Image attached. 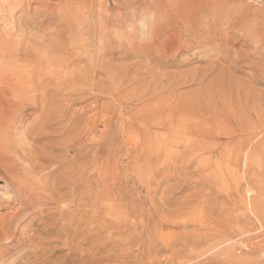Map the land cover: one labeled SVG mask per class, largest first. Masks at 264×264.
<instances>
[{
    "label": "rangeland",
    "instance_id": "obj_1",
    "mask_svg": "<svg viewBox=\"0 0 264 264\" xmlns=\"http://www.w3.org/2000/svg\"><path fill=\"white\" fill-rule=\"evenodd\" d=\"M113 1L112 0H0V18L5 17L4 19L2 18L3 20L7 18L5 21H2V19L0 21V37L1 35L2 37H5V38L7 37L6 39H8V42L11 43V45L14 40H18L17 42L20 45H18L17 42H14L17 44V46L16 44L15 45L13 44L15 48L20 47L21 50H24L26 48L35 47L38 44L39 39H46V40H50L53 38L55 39V35L59 31L61 32V34L77 33L78 31H80L82 34L80 32H78V34H81L82 36L87 35L86 31H89L88 35L90 36L88 35L86 37L83 36L86 38V39L84 38V40L86 41L82 40V41H79L80 43L77 42L78 46L87 48L86 52L85 50L82 51V53L83 52L85 53L83 58L80 59L82 61L79 62L80 60H78V61L72 62L70 60L69 68L64 67L63 69H61L60 75L56 77L60 76L61 78L64 79L67 76V79L70 81L71 76H73V74L70 75L71 74L70 72L72 71L78 72L80 69L89 68V66H91V63H92L91 54L93 55L98 54V50L94 49V47L98 46L100 35L102 33H105V34L107 33V35L111 33V35H109L108 37L113 38V39L116 37V34L122 37L121 44L118 42L120 40V37L118 36V38L117 37L115 38L117 39L116 45L118 46H117V50L114 56H112L111 54L110 55L106 54V56H107V59L110 60L111 58H114L116 55L115 59L113 60L114 66L116 67L115 71L117 72L118 75L123 74L122 72L128 74L126 75L127 77L124 78L123 80L120 77L116 79L117 86L120 89L118 92H116L117 94L115 93H114L115 95L113 94V97L106 95V94H102V95H99V97H97V94L99 93L101 87L103 88L107 86L106 77L105 75H102V74H100L101 77L100 75L97 77V79L98 78L102 79V80L99 79L100 82L98 80L99 86L97 88L92 90L91 87L87 85L86 87H82L83 93L81 94L76 93L77 95L75 94V91L80 87H76V88L72 87L74 86V84L69 83V81L68 82L61 81V84H60L61 86H57L55 81H53L54 83L52 84L53 88H51V90L48 93L49 97H51L50 99H54V101L61 102L63 105L68 103V106H72V107H69V111L67 110L68 113L66 112V115L61 119V121L54 123L53 128L50 130L49 134H47L48 139L45 138L43 142H37V143L33 142V135H35L34 133L38 134L40 132H37V130H34V129H37L36 128L37 126L35 127L34 125V122H33L34 115H32L33 113H31V111L35 112L34 114H39L37 113L39 111H37L35 108H29L26 111L24 110L23 112L24 117L22 121L17 122L14 128L11 130L12 132L10 131L9 136L11 139V145L14 148H17V149L25 148L28 150H32L33 148L45 147L46 150L51 151L50 155H53L54 157H61V158L65 157L67 161H71L73 163L78 158H81L80 156L85 157L88 154L92 155L94 152L100 149L99 157L101 158L100 162L102 163L109 158L106 155V153H104L105 149L111 146L113 150V155L111 156L112 162H113L112 164L113 174L111 176L112 177L111 180L113 182L112 197L111 199H109L107 195L108 188L105 186L107 183V179L103 178L99 186V189L101 190L103 189L102 190L103 192L100 191V193L98 194L99 197L97 195L96 198H94L95 197L94 195L87 192V194H89V198L84 202L88 203L90 200V203L88 204L85 203V206L84 205L83 207L81 206L82 210H79L78 212L81 211L82 213H78L76 211L77 208L75 206L73 205L68 206L67 213L72 212V214L74 213L76 215H74V218H70V219L66 218L67 220L66 222H72V224H74L73 228H75V223H76V225H78L75 228L77 233L72 234L71 232L70 235H67V237L64 236L63 238L62 237L58 238L56 237V235H50L49 237L42 236L43 234L38 232L40 231L39 229H41L44 226L43 223L45 224L47 222L46 220H48V217L49 218L52 217L57 211H59L58 209L60 208H56L55 206L46 207L43 205H37V207L35 208V211L27 210L26 211L27 213L24 215V217L19 218V219H14L12 221L13 223L11 224L12 225L11 228L12 227L13 228L11 230L15 229L16 231L14 230L11 231L15 239H13V241L10 243L8 242L7 238L6 240L4 238L6 237V235L4 234L5 232L4 227H5V224L9 222L8 217H10V214L13 210L24 208V206L21 205V202L24 200V198L20 196L22 195V193L20 194L21 190H19L20 188L17 189L18 185L17 183L14 182V179L10 173L9 167L5 166L0 158V162H2L0 163V217L1 216L3 217L0 220L1 221L0 230L2 229L1 232H3L0 234V239L2 238L3 240H5L3 241L1 239L5 244L4 243L1 244L2 241L0 240V248H1L0 249V264H87V263L88 264H106V263L107 264H179V262L180 264H264V248L262 247V245L264 246V240H263L264 239V138H263L264 137V131H263L264 130V126H263L264 124V75H262L264 73H262L259 76L261 72H264V48H263L264 45L262 43H258V42L256 43V41H254L253 39H251L250 41L249 38L251 37L248 34V32H252L251 30L255 31L256 28L264 32V29H263L264 28V18H263L264 2L263 0H254L256 2L252 0H249V1L248 0H235V2L233 0H219V2H222V3H219L218 0L217 1L216 0H206L209 2L210 6H213L209 10L210 12L206 11L204 12V14H199L198 16H195L196 18L194 17L191 18L194 24H196V22L197 23L202 22V23H198L201 25V26L199 25L201 30L200 28L195 29V35L197 34L196 36L199 38L198 33L200 32L199 35H201L202 33L201 39H203L205 43L204 42L202 43L193 42L194 43L192 45L193 47L191 46L192 49L188 47L190 51L187 48H184L186 50L183 49L181 51H178L179 54L177 53L174 59L176 62L175 65H163V67L162 65L158 66L157 64L152 62L151 57L145 53L141 54L140 56L135 55L134 53L133 54L130 53V55L128 56L123 55L122 53L123 48L124 47L126 48L127 46L131 47L130 43H134V41L132 42L129 39H127L124 36V34L120 31L122 25L118 21L119 20L118 13L122 12V10L118 8L125 9L126 11L128 4H127V0H113ZM173 1L174 0L172 1L168 0L169 3ZM246 3H249L251 5L247 6ZM257 4H258V7H257ZM97 5H99V8ZM252 6L255 8H253ZM106 7H107V10H106ZM251 7H252V11L254 9H255L254 10L255 12L257 11V13L253 11L256 16V17H252L254 19L251 18V16L254 15L251 13L252 12ZM256 7H257V10H256ZM261 7H263L262 8L263 12H260L258 10ZM248 9L250 10V12L248 11ZM75 12H77L76 16H75ZM247 12H249V20L246 23V26L242 25V22H241V24L234 27L233 24L236 23L237 20H241V16L246 14ZM214 13H217V14H214ZM70 15L74 18L71 19ZM80 15L81 16L83 15V16L82 18L79 19ZM114 15L116 16L114 17ZM9 16L12 18H10ZM65 16L67 17L65 18ZM229 17L230 19H228ZM48 18H50L51 21ZM63 18H65V20ZM222 18H223V21H222ZM66 19H69L70 21H66ZM211 19L212 20L214 19V20L212 21ZM250 19H252V21H250ZM255 19L257 21H254ZM259 19H261V21ZM61 20H63V22ZM90 20L91 21L93 20V22H91ZM258 20L261 22L262 27L259 26L260 22L258 23ZM9 22H12V23L8 24ZM215 22H217L216 26L214 25ZM253 22L254 23L256 22L254 26L252 24ZM93 23L95 26L93 25ZM211 23L213 27V28L211 27V29L213 30L209 28L211 26ZM11 24H13V26H10ZM69 24H70L69 26L70 28L68 27ZM87 24L90 26H87ZM257 24L259 27H257ZM73 25L77 28H75ZM249 25L250 27H248ZM114 26H115L114 31H117V32L112 33L113 32L112 28ZM206 26L208 27L206 28ZM51 27H53L52 30H51ZM68 28H69V31H68ZM81 28L84 31H81ZM116 29L120 31L119 34H118V30ZM198 29H199V32H198ZM244 29L245 31H243ZM45 30H48V31H45ZM76 30L77 32H75ZM172 30L173 29H168L167 31H165L164 32L165 34L163 33L161 38L163 37L167 38L168 35L172 34V32L180 33V30L179 31L175 30V32L174 30L173 31ZM206 31L209 32L208 35H210L211 38L205 37V34L207 35ZM226 31H228V33ZM9 32L11 33L9 34L10 36L8 35ZM221 33L223 34V37L225 38L228 37L230 41L232 42V44L236 42L237 48L236 46L232 45L231 42L227 44L226 42L221 43L223 47L219 43L215 42L216 41L215 38L219 39V37H222ZM237 33L238 35H241V36H238ZM112 34H113V37H112ZM213 34L216 37H214ZM11 35H13V37ZM57 35H59V33ZM192 36H193L192 30L183 33V39H191ZM236 36H238L237 37L238 39H236ZM9 37H11L14 40L11 42V38ZM123 37H125L126 40L125 39L123 40ZM212 38L213 40H211ZM93 40L94 41L96 40L95 42L96 45L94 44ZM127 40H128V43L123 44L124 41L126 43ZM225 45L226 47H224ZM231 45L233 48L231 47ZM260 46L262 47V49ZM230 49L233 52L232 54H231ZM192 50L194 51L192 52ZM90 51L92 53H90ZM243 51L245 53L247 52L246 54L243 53L247 58L242 54ZM223 52L226 55L223 54ZM119 54L120 56L121 55L122 56L120 57ZM61 55L65 56V54H60L58 56L62 57ZM106 56L105 54L101 55L102 59L100 60V65L102 61L106 60ZM232 56H235V57H232ZM241 56L244 58H242ZM71 57H72L71 55H67L65 58L68 60ZM88 57L90 58V60ZM220 57L222 58L221 61L223 62V64L221 63V61L218 60L220 59ZM2 58L4 59V57H0V59ZM3 59L1 61H3ZM230 59H231V62L229 63ZM12 60L13 61L11 60L10 61H11V64H13L12 66L14 68L15 66L21 67V63H19L14 58ZM241 60L242 61L244 60V61L242 62ZM1 61H0V73L1 72L3 73L4 68H5V65H3V63L5 62L2 63ZM248 61H251V62L248 63ZM217 62L219 66L216 64ZM212 63H214L215 65L213 66ZM235 64L236 65L239 64V66L237 67ZM152 65L154 67H152ZM206 65H208L207 67L210 66V68L212 66L213 69H211V71L207 73L202 80H199L198 79L200 78L199 75H201L205 70L208 69V68L206 69ZM144 66L147 67L148 69L150 68L149 70L152 71V73H145L147 68H144L145 70H143L142 71L143 73L141 74L142 83L139 82L137 83L138 86H136V88L138 87L139 89L138 91V89L133 87L136 84L134 83L131 84L132 82L129 81V78H130V75L134 74V72L138 68L144 67ZM157 66L158 68H155ZM217 66L218 67L222 66V67L218 68ZM223 66H227V67L224 68ZM228 66L230 67L229 69H228ZM214 67H215V70H214ZM238 68H241V69L238 70ZM218 69L223 70L224 75L222 74V71ZM156 70L157 72L155 73ZM193 70L198 72V74L193 72ZM231 70H233V72ZM65 71L68 74H65ZM161 71H162V74H161ZM185 71H187L189 74H187V72L183 73ZM238 71H240V73ZM256 71L258 72L260 71V73L258 74V72ZM190 72L192 73L190 74ZM154 73L155 75H153ZM171 73L172 75H170ZM194 73H195L196 78L192 79V77L194 76ZM219 73L222 75H220ZM157 74L158 75L161 74L160 78L157 76ZM209 74H212V75H209ZM1 75L0 77H2ZM162 75H164V77H161ZM186 75L187 77H185ZM168 76L169 77L175 76L174 78L178 77L177 79H179L180 77L182 80V81L180 80L182 85L176 87L177 89L175 87L167 86L168 88L166 87V89H161L163 91H158L157 93H154L155 85L158 87L157 83L159 82V80L163 79L165 81L166 77ZM190 76L191 78H188ZM151 77L153 78L156 77L155 78L156 81L152 79ZM183 77L184 79L186 78L187 79L184 81ZM213 78H215V80ZM76 79H78V77ZM104 79H105L106 84L103 82ZM205 79H206V82L209 81L207 82L208 85L211 83L212 90H211L210 85L208 86L207 84H205L206 83ZM208 79H211L212 81ZM237 79L239 80L237 81ZM190 80L192 81V83H190L191 82ZM196 80H199L198 82L200 83V85L204 84L205 86L203 87V86L198 85L199 83L196 82ZM183 81L186 82L184 83L185 85L183 84ZM226 81L227 82L231 81L230 82L232 84V85L230 84L231 87L227 85ZM239 83L243 85H239ZM186 84L188 86H186ZM212 84L215 86L213 87ZM233 84H236V85H233ZM1 86L2 84L0 85V89H1ZM151 86H153V88ZM167 89L169 92L167 91ZM178 89H180V91L182 90L181 92L182 95H180L181 93ZM164 90L166 91V93ZM170 90L173 93H171ZM196 90L197 92H195ZM1 91H0V94L2 95L3 91L2 93ZM135 91H138V92H135ZM144 91L146 93H148L149 91L150 92L146 94L144 93ZM210 91L212 92L213 95L211 94ZM183 92L184 94L188 93L189 95L188 94L184 95ZM52 93L55 97L52 95ZM164 93H165V96L173 95V94L175 96H171L172 98L168 96V99L166 101L167 97H164L163 95ZM177 93H178V96H177ZM195 93H196V96H195ZM150 94L154 95L152 96L153 98L150 97ZM201 94L203 95V97L201 96L202 98H199ZM1 95H0V98H1ZM141 95H144L145 97ZM158 95L160 96V98L161 97L165 98L164 100L161 98L164 102L166 101L165 104L163 101L160 100ZM179 95L182 97L185 96L184 100L181 99ZM193 95L195 96V99L193 98ZM206 95L208 96L206 97ZM114 97H116L115 101H114ZM128 97H130V99ZM131 97L134 98V100L131 99ZM157 97L159 98L158 100L160 102L156 100ZM222 97L225 99L230 98L231 100L226 101L224 99L225 100L224 101ZM238 97L240 98L238 99ZM150 98L151 100H149ZM186 98L191 99V101L189 99L188 100L190 101V103L194 105H198L201 102L200 105L202 106V109L204 110H201V108L197 109L198 113L195 111L196 114H194L193 113L194 111H192L191 113H193L194 115H198V116H195V118L192 116L193 114H191L190 111L188 110L187 111L184 110L183 113H181L182 111H180L179 113L175 112V114H173L172 116L173 112H169L170 111L169 108L172 109L173 107L176 106V104L178 105V103H181L182 101L189 102V101H186L187 100ZM147 99L152 102H149ZM177 99H181L182 101L181 100L178 101ZM211 99L212 101L213 100H216V101L212 102ZM120 101L128 102V104L124 102L120 103ZM219 101L220 102L224 101V103H219ZM174 102L176 104H174ZM110 103H112V105L114 103L113 105L114 111L106 112ZM156 103L161 105L162 111L156 112L157 111V109H155ZM170 103H173V104H170ZM162 104H164V106ZM204 104H206L208 107L206 105L205 107ZM211 104L213 105L212 107H215V108L210 107ZM216 104H218V106ZM222 105L224 106L226 105L225 108L228 107L230 112L226 110L225 108H222L221 107ZM240 105L244 108H242ZM139 106L141 108L147 107L148 109L146 110L145 108L146 111H144L143 109L140 110ZM216 107L218 109H216ZM150 108L151 109L153 108L154 110L150 111L151 110ZM231 108L233 109V111H231L232 110ZM207 109L208 111L209 110L211 111L208 112ZM139 110L140 112L143 111L141 112L142 114L139 112ZM219 110H222V111H219ZM69 112L72 116L69 114ZM186 112L190 114H187ZM147 113H150V117H149V114L147 115ZM176 114H178L177 117H176ZM114 115H116L118 118ZM164 115L165 116L168 115L167 119H165L166 117ZM202 116L203 117L205 116V117L202 118ZM107 117H110L112 119L111 131L109 133L107 132L109 131L107 130L108 126H106L103 122V120ZM132 117L137 118L138 120L135 119V121H133ZM139 117L142 120L139 119ZM161 117H162V120L158 121V119ZM146 118H148V120ZM139 120L142 121V123L139 122V124L141 123L140 125L138 124ZM150 120L152 122L154 121L153 124H151ZM183 121H184V124L180 125L181 122L183 123ZM31 122L33 125H30ZM143 123L145 125L147 124V126L143 125ZM171 124L174 128L173 127L170 128ZM32 126L34 129L31 128ZM186 126H188L189 128L200 126V128H203L204 131L206 130L209 131L208 135L205 136L206 138L205 141L202 143H195L194 141H192V139L196 140V138H199V139L202 138L201 131L195 130L193 132H190L189 134L191 137L190 138L188 137L189 135H187L184 131ZM179 127H181V129ZM260 127L263 129L262 131ZM155 129L158 130V132L155 131ZM113 130H115L116 132ZM174 130H176L175 132L179 134H176ZM96 131L97 133L95 134ZM253 131H256V132H253ZM221 132H224V133H221ZM243 132L244 133L246 132L247 134L246 133L244 134ZM150 133L152 134L151 136H150ZM164 133H165V136L167 135L166 133H168L173 136L178 135L179 138L178 136H176L177 138L174 139L175 142L167 141V144H165L166 142L163 143L162 142L163 137H161V135L164 136ZM253 133H255L253 137L255 136L256 138L251 137L252 135L250 136V134H253ZM94 134L96 137H94ZM183 136H185V139L181 138ZM150 137L151 138L156 137V141H154V138H153V141L150 140ZM159 137L161 141L160 140L157 141ZM247 137H249L250 140ZM27 138L29 139V141L27 140ZM188 138H190V140H188ZM245 138L248 139L249 144H247L248 141L247 139L245 140ZM19 141L21 142V144L19 143ZM25 141L27 142L25 143ZM150 142H152V144ZM158 142L159 144H157ZM173 147L175 148L173 149ZM87 148H89L88 149L89 153L86 150ZM171 148H172V151H171ZM83 149L85 150V152ZM246 149L248 152H246ZM151 150H154L151 152L152 154L150 153ZM174 150H175V154H179V155H173ZM9 151L10 150L5 151L4 153L0 151V157L3 154H6L8 156L12 155L13 153H10ZM167 152H169L170 154H167ZM156 153H157V156H156ZM160 153H162L163 155ZM245 153H247V155ZM76 155L79 157L77 158ZM69 158L70 160H68ZM20 162H19L20 164L19 168L21 169L20 170L21 172L22 168H24V166L21 167V165L26 164V163L22 161ZM36 162L38 165H41V163H43L42 165L44 166L49 165L47 162L44 164V162L43 161L41 162V160H36ZM95 170L96 169H92L87 175H92L93 173H95ZM97 172L98 171L96 170V173ZM37 178L38 177L36 176V174H34L33 179H37ZM115 185L116 187H114ZM13 186L15 188H13ZM95 186H94V190H96V188L98 189V187H95ZM99 189H98V192H99ZM10 192L13 195L10 194ZM246 193L248 194V196L252 195V200H251V197L249 198L248 196H246ZM100 194L101 195L103 194L102 195L103 197ZM16 196H18L19 198ZM98 200L100 204H98L97 202ZM247 200H249L248 203H247ZM92 201L95 204L91 203ZM5 202H7L8 204ZM23 202H27V200ZM104 203L105 205L103 206ZM93 204L94 205L102 204V205L94 206ZM248 204L249 205L251 204V205L249 206ZM93 206L95 207L94 208L95 211H93ZM72 207L75 209H73ZM99 207L100 209H97ZM55 208L57 209V211ZM47 209L48 211H45ZM74 210L76 211V213L74 212ZM88 210H91L92 212L90 211L88 212ZM109 211H112L113 213L111 214V212L109 213ZM83 213L86 214L85 216L86 220L85 218H83L84 217ZM107 213H109V215ZM49 214L50 216H48ZM81 214H82V220L84 222H82V220L80 222L78 221V217L80 218ZM44 216L46 217L44 218ZM76 216H78L77 220H76ZM109 216H111L112 219ZM5 217L7 218V221L6 219H4ZM77 221L79 222V224H77ZM1 223L3 224V226ZM14 223L15 224L18 223L17 224L18 226L14 225ZM82 226L86 229L85 231H83L84 228ZM13 232H15L16 235ZM233 232H235V234ZM237 232L239 233V235ZM2 234L4 237L2 236ZM204 234L206 235V237L202 236ZM214 234L216 237L214 236ZM81 238L83 242L81 241ZM83 238H87V239H83ZM198 238L201 242L197 243L195 241ZM39 239L41 240V242H39ZM17 240L18 241L20 240L19 241L20 243ZM52 240L55 242H53ZM73 241L77 243L75 244ZM42 242H46V243H42ZM62 242H64L63 247H62ZM70 244L72 245L73 248L70 247ZM9 245H11V247ZM191 245L192 247L193 246L195 247L192 248ZM200 245H203V246H200ZM229 245H232V246H229ZM180 246H182L183 248ZM209 246L210 248L208 250ZM228 246L230 248H228ZM215 247H216L217 252L214 251ZM221 247L222 249L225 248L226 251L224 252V249L222 250ZM77 248H79L80 251ZM93 248L95 249L93 250ZM56 249H58V251ZM233 249H236V250H233ZM206 250H208V253ZM210 250H213V251H210ZM219 250H220V255L218 253ZM222 251L223 253L226 254V255L224 254L225 256L223 255ZM198 254L200 257L197 256ZM63 255L67 257L65 258ZM69 255L73 257L69 258ZM188 258H190L191 261L188 260ZM68 259H71V260L68 261Z\"/></svg>",
    "mask_w": 264,
    "mask_h": 264
},
{
    "label": "bare ground",
    "instance_id": "obj_2",
    "mask_svg": "<svg viewBox=\"0 0 264 264\" xmlns=\"http://www.w3.org/2000/svg\"><path fill=\"white\" fill-rule=\"evenodd\" d=\"M113 1V0H112ZM172 1V0H171ZM217 1V0H216ZM234 2H235V0H233ZM249 1V0H248ZM252 1H254V0H252ZM70 2V1H69ZM114 2V1H113ZM218 2H219V0H218ZM254 2H256V1H254ZM253 2V3H254ZM263 2H264V0H263ZM72 3V2H71ZM118 3V2H117ZM219 3H222V2H219ZM251 3V2H250ZM252 3V4H253ZM97 4V3H96ZM99 4V3H98ZM127 9H126V11H125V9H122V8H118V9H121L122 10V12L120 13H118L119 15H118V21H119V23L121 24V25H123L124 23H126L131 17L129 16V10L130 9H136L137 10V12H140V11H143V10H145V9H149V10H152V11H154V12H156L157 14H158V16L159 15H162V19L158 22V24H157V26H156V28H155V31H154V35H153V38L151 39V41L150 42H147V43H139V42H134V43H130L131 44V47L129 46H127L126 48L124 47L123 48V50H122V53H123V55L124 56H128V55H130V53L131 54H135V55H138V56H140L141 54H143V53H145V54H147V55H149L150 57H151V61L152 62H154L155 64H157L158 66L159 65H162V67H163V65H175V57H176V54L178 53V51H181V50H183L184 48H187V49H189V48H191V46L194 44L193 42H204L205 43V41L203 40V39H201L202 37H201V35H202V33H201V35H199L200 34V32H199V29H198V36H199V38L195 35V29H197V28H200L199 27V25L200 24H198V23H202V22H196V24H194V22H193V20L191 19V18H196L195 16H198L199 14H204V12H206V11H209L210 9H211V7H213V6H210V4H209V2L208 1H206V0H174L173 2H171V3H169L168 2V0H127ZM214 4V3H213ZM247 4V6L248 5H251V4H249V3H246ZM262 4V3H261ZM73 5V4H72ZM120 5V4H119ZM218 5V4H217ZM98 6V8H99V5H97ZM104 6H105V4H104ZM228 6V5H227ZM255 6V5H254ZM122 7V6H121ZM126 7V6H125ZM232 7V6H231ZM244 7V6H243ZM253 7V6H252ZM252 7H251V11H252ZM257 7H258V4H257ZM257 7H256V10H257ZM116 8V9H117ZM225 8V7H224ZM253 8H255V7H253ZM262 8L263 7H261L260 9H258L260 12H263L264 11V9H263V11H262ZM75 9H77V8H75ZM214 9V8H213ZM239 9V8H238ZM73 10H74V8H73ZM72 10V11H73ZM79 10V9H78ZM80 10H81V8H80ZM79 10V11H80ZM106 10H107V7H106ZM125 12H124V11ZM255 10V9H254ZM253 10V11H254ZM116 11V10H115ZM117 11H119V10H117ZM218 11V10H217ZM232 11V10H231ZM241 11V10H240ZM248 11L250 12V10L248 9ZM251 12L252 14H254V12ZM107 12V11H106ZM124 12V13H123ZM210 12V11H209ZM249 12H247L246 14H244V15H242L241 16V20H237L236 21V23H234L233 24V26L235 27V26H238L239 24H241V22H242V25H244V26H246V23L248 22V20H249ZM74 13V12H73ZM213 13V12H212ZM231 13V12H230ZM255 13H257V11L255 12ZM69 14H70V12H69ZM76 14H77V12H75V16H76ZM81 14V13H80ZM108 14V13H107ZM211 14V13H210ZM214 14H217V13H214ZM221 14V13H220ZM226 14H227V12H226ZM236 14V13H235ZM57 15V14H56ZM224 15V14H223ZM251 15V14H250ZM44 16V15H43ZM71 16V15H70ZM78 16H79V14H78ZM83 16V15H82ZM82 16L80 15V17H79V19L80 18H82ZM116 15H114V17H115ZM221 16V15H220ZM261 16V15H260ZM263 16V15H262ZM10 17V16H9ZM60 17H61V15H60ZM67 16H65V18H66ZM85 17V16H84ZM202 17V16H201ZM214 17V16H213ZM213 17H211V18H213ZM252 17H256L255 16V14L254 15H252L251 16V18ZM3 18V17H2ZM2 18H0V21H1V19ZM5 18V17H4ZM3 18V19H4ZM10 18H12V17H10ZM65 18H63L64 20H65ZM72 18H74V17H72L71 16V19ZM199 18V17H198ZM204 18V17H203ZM263 18H264V16H263ZM2 19V21H5V20H3ZM48 19H50V18H48ZM76 19V18H75ZM74 19V20H75ZM78 19V20H79ZM117 19V18H116ZM226 19V18H225ZM228 19H230V17L228 18ZM252 19H254V18H252ZM252 19H250V21H252ZM257 19V18H256ZM254 20V21H257V20ZM13 20V19H12ZM12 20H10V21H12ZM58 20V19H57ZM103 20V19H102ZM101 20V21H102ZM191 20H192V22H191ZM197 20V19H196ZM212 20V19H211ZM214 20V19H213ZM212 20V21H213ZM217 20V19H216ZM260 21H261V19H259ZM258 20V23L260 22ZM15 21V20H14ZM50 21H51V19H50ZM53 21V20H52ZM59 21H60V19H59ZM62 22H63V20H61ZM66 21H70L69 19H66ZM91 21V20H90ZM89 21V22H90ZM95 21V20H94ZM201 21V20H200ZM222 21H223V18H222ZM235 21V20H234ZM249 21V22H250ZM65 22V21H64ZM71 22H72V20H71ZM76 22V21H75ZM78 22V21H77ZM91 22H93V20L91 21ZM109 22V21H108ZM117 22V21H116ZM206 22V21H205ZM226 22V21H225ZM230 22V21H229ZM263 22V21H262ZM2 23V22H1ZM10 23H12V22H9L8 24H10ZM58 23V22H57ZM69 23V22H68ZM118 23V22H117ZM256 23V22H255ZM254 22L252 23L253 24V26H254V24H255ZM15 24V23H14ZM51 24H52V22H51ZM65 24V23H64ZM71 24H73V23H71ZM75 24H77V23H75ZM74 24V25H75ZM100 24V23H99ZM111 24V23H110ZM216 24H217V22H215V26H216ZM2 25V24H1ZM59 25H61V24H59ZM67 25V24H66ZM73 25V26H74ZM93 25H94V23H93ZM109 25V24H108ZM120 25V26H121ZM196 25H198V26H196ZM263 25V24H262ZM7 26V25H6ZM10 26H13V24H11ZM41 26V25H40ZM70 26V24L68 25V27ZM87 26H90V25H88L87 24ZM95 26V25H94ZM201 26V25H200ZM210 26V25H209ZM226 26V25H225ZM259 26H261V22L259 23ZM258 26V24H257V27H259ZM4 27H5V25H4ZM8 27V26H7ZM43 27V26H42ZM50 27V26H49ZM75 27V26H74ZM73 27V28H74ZM81 27V26H80ZM79 27V28H80ZM101 27V26H100ZM109 27V26H108ZM204 27V26H203ZM208 26H206V28H207ZM211 27H212V23H211V26L209 27L210 29H211ZM223 27V26H222ZM248 27H250V25L248 26ZM262 27V26H261ZM52 28L53 27H51V30H52ZM70 28V27H69ZM69 28H68V31H69ZM75 28H77V27H75ZM115 26L112 28L113 30V32L112 33H114V32H117V31H114L115 29ZM208 28V29H209ZM213 28V27H212ZM227 28V27H226ZM225 28V29H226ZM247 28V27H246ZM40 29H41V27H40ZM47 29V28H46ZM109 29V28H108ZM168 29H173L174 30V32H175V30H180V33H173L172 32V34H170V35H168V37L167 38H161V36H162V34L165 32V31H167ZM209 29V30H210ZM237 29V28H236ZM253 29V28H252ZM264 29V28H263ZM43 30H44V28H43ZM54 30V29H53ZM94 30H96V29H94ZM116 30H118V29H116ZM172 30V31H173ZM190 30H192V32H193V36H192V38L191 39H183V33L184 32H188V31H190ZM194 30V31H193ZM200 30H201V28H200ZM204 30V29H203ZM202 30V31H203ZM211 30H213V29H211ZM42 31V30H41ZM45 31H48V30H45ZM49 31H50V29H49ZM74 31V30H73ZM81 31H84V30H82V28H81ZM98 31V30H97ZM171 31V30H170ZM205 31V30H204ZM220 31V30H219ZM224 31V30H223ZM230 31V30H229ZM243 31H245V29L243 30ZM248 31H250V30H248ZM252 32H248V34H249V36L251 37V38H249L250 39V41H251V39H253L254 41H256V43L258 42V43H262L263 45H264V32L262 31V30H258L257 28L255 29V31L254 30H251ZM53 32V31H52ZM56 32V31H55ZM75 32H77V30L75 31ZM78 32H80V31H78ZM78 32L77 33H68V34H61V32L59 31L58 33H59V35H55V39L53 38V39H50V40H46V39H39V42H38V44L35 46V47H32V48H26V49H24V50H21V48L20 47H18V48H15L14 46H13V44L15 45L16 43H14V42H17L18 40H14V39H12L11 37H9V38H11V42L13 41V43H12V45H11V43H9L8 42V39H6L5 37H2V35H1V37H0V45H1V47H0V57H4V59H3V61H1L2 59H0V61L3 63V62H5V63H3V65H5V68H4V72L2 73H0V75L1 74H3V75H1L2 77H0L1 79H0V85L2 84V86H1V89H2V91H3V94L1 95V98H0V151H2L3 153L5 152V151H8V150H10L9 152L10 153H13L12 155H10V156H8V155H6V154H3L0 158H1V160H2V162H3V164L5 165V166H7V167H9V169H10V173H11V175L13 176V179H14V182L15 183H17V189L18 188H20L19 190H21L20 191V194L22 193V195H20L21 197H23L24 198V200L23 201H25V200H27V202H21V205H23L24 206V208H19V209H15V210H13L12 212H11V214H10V217H8L9 218V222L7 223V224H5V227H7V228H5L4 227V230H5V232H4V234L6 235V237H4L3 236V234H2V236L5 238V240H6V238L8 239V242H12L13 241V239H15L14 238V235L12 234V232L11 231H16L15 229H13V230H11L12 228H11V224L13 223L12 221L14 220V219H19V218H22V217H24V215L27 213L26 211L27 210H29V211H35V208L37 207V205H43V206H55L56 208H60V209H58L59 211H57V209H56V213L52 216V217H48V220H46L47 222L44 224L43 223V227L41 228V229H39L40 231H38V232H40L41 234H43L42 236H50V235H56V237H58V238H63L64 236L65 237H67V235H70V233L72 232V234H75V233H77L76 232V226H78V225H76V223H75V221H74V223H75V228H73L74 226V224H72V222H66L67 220H66V218H74V215H76V214H72V212L71 213H67V207L68 206H70V205H73V206H75L77 209H76V211L78 212L79 210H82V207H83V205L85 206V203H87V202H84V201H86L88 198H89V194H87V192H89V193H91L92 195H94L95 197L94 198H96L97 197V195L100 193V191H102L101 189H99V186H100V184H101V181H102V179L103 178H106L107 179V183H106V187L108 188V191H107V195H108V197H109V199H111V197H112V187H113V182H112V180H111V176H112V174H113V168H112V164H113V162H112V155H113V150H112V147L111 146H109L107 149H105V152L104 153H106V155L109 157L106 161H104V162H100V157H99V155H100V149L98 150V151H96V152H92L93 154L92 155H87V156H85V157H82V156H80L81 158H78L79 156H77V160H75V162L73 163V162H71V161H67L66 160V158L65 157H63V158H61V157H54L53 155H50V152L51 151H48V150H46L45 149V147H43V148H33L32 150H28V149H25V148H21V149H17V148H14V147H12V145H11V139H10V131L14 128V126H15V124L17 123V122H21L22 121V119H23V117H24V115H23V112H24V110L26 111L27 109H29V108H35L37 111H39V112H37V113H39V114H34L35 112H32L31 111V113H33L32 115H34L33 116V122H34V125H35V127L37 128V129H34L33 128V126L31 127V128H33L34 130H37V132H40V133H34L35 135H33V142H43L44 141V139L45 138H47L48 139V137H47V134H49V132H50V130L53 128V125H54V123H56V122H58V121H61V119L66 115V112H67V110L69 111V107H72V106H68V103H66L65 105H63L61 102H57V101H54V99H50L51 97H49V91L51 90V88H53V86H52V84H54L53 83V81H55V83L57 84V86H61L60 84H61V81H65V82H68L69 80L67 79V76L63 79V78H61L60 76L59 77H56V76H58V75H60V70L61 69H63L64 67H68L69 68V61L71 60L72 62H75V61H78V60H80V59H82L83 58V56L85 55V53L83 52L82 53V51H84L85 50V52H86V49L87 48H83L82 46H78L77 45V42H79V41H82V40H84V38L88 35V32L89 31H86V33H87V35H83V36H85V37H83L81 34H78ZM111 32V31H110ZM207 32V31H206ZM205 32V33H206ZM218 32V31H217ZM227 33H228V31H226ZM225 32V33H226ZM235 32V31H234ZM7 33V32H6ZM6 33H4V34H6ZM51 33V32H50ZM54 33V32H53ZM52 33V34H53ZM67 33V32H66ZM109 33V32H108ZM120 33V31L118 30V34ZM169 33V32H168ZM208 33L209 32H207V35L205 34V37H210L211 38V36L210 35H208ZM220 33V32H219ZM231 33V32H230ZM236 33V32H235ZM244 33H246V32H244ZM3 34V33H2ZM9 34H11L10 32L8 33V35ZM51 34V35H52ZM96 34H98V33H96ZM95 34V35H96ZM165 34V33H164ZM215 34H217V33H215ZM222 34V33H221ZM220 34V35H221ZM100 35V34H99ZM109 35H111V33L109 34ZM109 35H107V33L105 34V33H102L101 35H100V39H99V42H98V46H95L96 44H95V42H96V40L94 41V49H96V50H98V54L97 55H93V54H91V60H92V63H91V66H89V68H86V69H80L78 72H70L71 74L70 75H72L73 74V76H71V79H70V81H69V83H73L74 84V86H72V87H74V88H76V87H80V88H78L76 91H75V94L77 93V94H81V93H83V90H82V87H86L87 85L89 86V87H91V89L92 90H94L95 88H97L98 86H99V82H100V80L99 79H101V78H98L97 79V77L100 75V74H102V75H105V77H106V83H107V86H105V87H101V89H100V91H99V93L97 94V97H99V95H102V94H106V95H109V96H112L113 97V94L115 93V94H117L116 92H118L119 91V87L117 86V82H116V79H118L119 77L120 78H122V80L124 79V78H126L127 76L126 75H128L127 73H124V72H122L123 74H121V75H118L117 74V72L115 71L116 70V67L114 66V63H113V60L115 59V57H116V55H115V57L114 58H111L110 60H108L107 59V56H106V54H111L112 56H114V54H115V52H116V50H117V46L118 45H116V41H117V39H115L116 37L118 38V36L119 35H117L116 34V37L113 39V38H109L108 36ZM121 35H123V34H121ZM192 35V34H191ZM237 35H238V33H237ZM246 35V34H245ZM10 36V35H9ZM12 37H13V35H11ZM17 36V35H16ZM43 36V35H42ZM88 36H90V35H88ZM93 36H94V34H93ZM213 36H214V34H213ZM238 36H241V35H238ZM238 36H236V39H238L237 37ZM244 36V35H243ZM18 37V36H17ZM49 37V36H48ZM112 37H113V34H112ZM120 37V40L118 41L120 44L122 43V40H121V36H119ZM204 37V38H205ZM214 37H216V36H214ZM15 38V37H14ZM46 38V37H45ZM86 39V38H85ZM91 39V38H90ZM125 39V37H123V40ZM206 39V38H205ZM20 40H21V38H20ZM87 40H88V38H87ZM126 40V39H125ZM191 40V41H190ZM211 40H213V38L211 39ZM215 42H217V43H219L220 45H222L221 43H223V42H226V44L227 43H230L231 41H230V39L228 38V37H223V34H222V37H219V39H217V38H215ZM242 40V39H241ZM245 40V39H244ZM84 41H86V40H84ZM237 41V40H236ZM243 41V40H242ZM253 41V42H254ZM36 42V43H37ZM92 42V41H91ZM133 42V41H132ZM234 42V41H233ZM239 42V41H238ZM249 42V41H248ZM20 43V42H19ZM35 43V44H36ZM80 43V42H79ZM85 43V42H84ZM128 43V40L126 41V43H125V41H124V43L123 44H127ZM204 43H203V45H204ZM236 43V42H235ZM235 43H233L232 44V42H231V44L232 45H234V46H236V48H237V43L235 44ZM255 43V44H256ZM17 44H18V42H17ZM17 44H16V46H17ZM89 44V43H88ZM129 44V45H130ZM240 44V43H239ZM241 44H242V42H241ZM18 45H20V44H18ZM80 45H82V44H80ZM232 45H231V47H232ZM125 46V45H124ZM258 46V45H257ZM189 47V48H188ZM193 47V46H192ZM217 47V46H216ZM222 47H223V45H222ZM224 47H226V45L224 46ZM261 47V46H260ZM92 48V47H91ZM206 48V47H205ZM230 48V47H229ZM233 48V47H232ZM241 48V47H240ZM264 48V47H263ZM192 49V48H191ZM220 49V48H219ZM225 49V48H224ZM261 49H262V47H261ZM93 50V49H92ZM101 50V51H100ZM184 50H186V49H184ZM197 50H198V48H197ZM189 51H190V49H189ZM194 50H192V52H193ZM223 51V50H222ZM230 51H231V49H230ZM240 51V50H239ZM88 52H89V50H88ZM97 52V51H96ZM228 52H229V50H228ZM90 53H92L91 51H90ZM120 53V52H119ZM233 52L231 51V54H232ZM243 53H245L244 51L242 52V54ZM247 53V52H246ZM245 53V54H246ZM60 54H65V56H62V57H59L58 55H60ZM103 54H105V56H106V60H108V61H102L101 62V65H100V60L102 59L101 58V55H103ZM179 54V53H178ZM223 54H225L224 52H223ZM241 54V53H240ZM241 54V55H242ZM67 55H71L72 57L70 58V59H66L65 57L67 56ZM90 55V54H89ZM88 55V56H89ZM226 55V54H225ZM230 55V54H229ZM244 55V54H243ZM119 56H120V54H119ZM122 56V55H121ZM120 56V57H121ZM222 56V55H221ZM224 56V55H223ZM245 56V55H244ZM252 56V55H251ZM254 56V55H253ZM104 57V56H103ZM109 57V56H108ZM118 57V56H117ZM120 57H119V59H120ZM219 57V56H218ZM229 57V56H228ZM231 57V56H230ZM232 57H235V56H232ZM242 57V56H241ZM246 57V56H245ZM15 59V60H17L19 63H21V67L20 68H22V69H20L19 67H16L15 66V68L12 66L13 64H11V61H13L12 59ZM89 58V57H88ZM242 58H244V57H242ZM241 58V59H242ZM247 58V57H246ZM245 58V59H246ZM86 59V58H85ZM118 59V58H117ZM226 59H227V57H226ZM244 59V60H245ZM9 60V61H8ZM11 60V61H10ZM89 60H90V58H89ZM219 61H221L222 60V58L220 57V59H218ZM232 60H234V59H232ZM243 60V61H244ZM251 60V59H250ZM82 60H80L79 62H81ZM146 61H148V60H146ZM151 61H149V62H151ZM239 61V60H238ZM242 61V60H241ZM242 61V62H243ZM247 61V60H246ZM117 62H118V60H117ZM121 62V61H120ZM135 62V61H134ZM185 62H186V60H185ZM214 62V61H213ZM215 62H216V60H215ZM231 62V59H230V61H229V63ZM234 62V61H233ZM233 62H232V64H233ZM249 62H251V61H248V63ZM14 63V62H13ZM116 63V62H115ZM182 63V62H181ZM184 63V62H183ZM220 63V62H219ZM221 63L223 64V62L221 61ZM220 63V64H221ZM239 63V62H238ZM247 63V62H246ZM16 64V63H15ZM70 64H71V62H70ZM217 65H218V62L216 63ZM244 64H245V62H244ZM74 65H75V63H74ZM147 65V64H146ZM149 65V64H148ZM154 65V64H153ZM152 65V67H154ZM210 65V64H209ZM212 65L214 66L215 64L214 63H212ZM230 65V64H229ZM236 65V64H235ZM247 65H249V64H247ZM133 66V65H132ZM158 66L157 67H155V68H158ZM208 65H206V69L207 70H205L201 75H199L200 76V78H198L199 80H202L204 77H205V75L207 74V73H209L210 71H211V69H213V67L211 66V68H210V66L209 67H207ZM219 66V65H218ZM217 66V67H218ZM237 67L239 66V64L238 65H236ZM241 66V65H240ZM216 67V68H217ZM220 67H222V66H220ZM220 67H218V68H220ZM224 68H226L227 66H223ZM144 68H147V67H140V68H138L135 72H134V74H132V75H130V78H129V81L130 82H132L131 84H136V85H134L133 87H135L136 88V86H138V84L137 83H139V82H141V80H142V77H141V74L143 73L142 71L143 70H145ZM204 68V67H203ZM230 67L228 66V69H229ZM233 68V67H232ZM150 69V68H149ZM148 68L146 69V71H145V73H152V71H150ZM164 69V68H163ZM239 69H241V68H238V70ZM214 70H215V67H214ZM218 70H220V69H218ZM226 70V69H225ZM244 70V69H243ZM257 70V69H256ZM263 70V69H262ZM220 71H222V74L224 75V72H223V70H220ZM229 71V70H228ZM227 71V72H228ZM232 72H233V70H231ZM231 71H230V73H231ZM157 72V70L155 71V73ZM166 72H168V71H166ZM171 72V71H170ZM180 72V71H179ZM179 72H177V73H179ZM187 71H185V72H183V73H186ZM193 72H195V73H197L198 74V72H196L195 70H193ZM213 72V71H212ZM217 72H219V71H217ZM226 72V71H225ZM237 72V71H236ZM239 73H240V71H238ZM256 72H258V71H256ZM155 73L153 74V75H155ZM160 73V72H159ZM165 73V72H164ZM192 72H190V74H191ZM195 73H194V76L192 77V79H195L196 78V76H195ZM201 73V72H200ZM216 73V72H215ZM234 73H235V71H234ZM260 73V71L258 72V74ZM262 73H264V72H261L260 74H259V76L262 74ZM65 74H68L66 71H65ZM161 74H162V71H161ZM161 74H157V76L160 78V75ZM187 74H189L188 72H187ZM213 74V73H212ZM212 74H209V75H212ZM220 74V73H219ZM222 74H220V75H222ZM170 75H172V73L170 74ZM174 75H175V73H174ZM179 75V74H178ZM219 75V76H220ZM231 75V74H230ZM262 75H264V74H262ZM256 76H258V75H256ZM78 77V79H76ZM100 77H101V75H100ZM161 77H164V75H162ZM175 76H173V77H166V79H165V81L163 80V79H160L159 80V82L157 83L158 84V87L155 85V90H154V93H157L158 91H163V90H161V89H166V87L168 86V87H178V86H180V85H182V83L180 82V80H181V78L179 77V79H177V78H174ZM185 77H187V75L185 76ZM211 77H213V76H211ZM233 77V76H232ZM150 78V77H149ZM152 79H154L155 80V78H153V77H151ZM188 78H191V76L190 77H188ZM207 78V77H206ZM216 78V77H215ZM215 78H213L214 80H215ZM183 79H184V77H183ZM187 79V78H186ZM186 79H184V81L186 80ZM212 79V78H211ZM211 79H208V80H211ZM220 79V78H219ZM218 79V80H219ZM230 79V78H229ZM236 79V78H235ZM98 80H99V82H98ZM102 80V79H101ZM189 80V79H188ZM199 80H196V82H198ZM223 80V79H222ZM234 80V79H233ZM239 79H237V81H238ZM57 81V82H56ZM156 81V80H155ZM154 81V82H155ZM182 81V80H181ZM183 81V84L184 83H186V82H184ZM191 81V80H190ZM212 81V80H211ZM210 81V82H211ZM227 81H229V80H227ZM226 81V82H227ZM102 82V81H101ZM104 83H105V79H104V81H103ZM102 82V83H103ZM188 82V81H187ZM193 82H194V80H193ZM205 82H206V79H205ZM204 82V83H205ZM207 82H209V81H207ZM207 82L205 83V84H207ZM218 82V81H217ZM225 82V83H226ZM231 82V81H230ZM230 82H227V85H229L230 86ZM105 83V84H106ZM142 83V82H141ZM141 83H140V85H141ZM144 83V82H143ZM190 83H192V81L190 82ZM199 83V82H198ZM213 83H214V81H213ZM224 83V82H223ZM229 83V84H228ZM236 83V82H235ZM129 84V83H128ZM188 84V83H187ZM186 84V86H188ZM201 84H202V82H201ZM218 84V83H217ZM237 84V83H236ZM236 84H233V85H236ZM122 85V84H121ZM130 85V84H129ZM143 85V84H142ZM150 85V84H149ZM159 85H160V87H159ZM185 85V84H184ZM190 85V84H189ZM198 85H200V83L198 84ZM208 85V84H207ZM210 85V87H211V83L209 84ZM208 85V86H209ZM213 85V84H212ZM221 85H223V84H221ZM232 85V84H231ZM239 85H243V84H240L239 83ZM154 86V85H153ZM153 86H151L152 88H153ZM193 86V85H192ZM200 86H205L204 84L203 85H200ZM215 85H213V87H214ZM225 86V85H224ZM127 87V86H126ZM131 87H132V85H131ZM167 87V88H168ZM181 87H183V86H181ZM190 87V86H189ZM194 87V86H193ZM207 87V86H206ZM231 87V86H230ZM233 87V86H232ZM241 87V86H240ZM140 88V87H139ZM184 88H185V86H184ZM183 88V89H184ZM192 88V87H191ZM209 88V87H208ZM238 88H239V86H238ZM1 89H0V91H1ZM121 89H123V88H121ZM131 89V88H130ZM136 89H138V87L136 88ZM151 89V88H150ZM149 89V90H150ZM177 89V88H176ZM175 89V90H176ZM216 89V88H215ZM214 89V90H215ZM179 91H180V89H178ZM208 90V89H207ZM211 90H212V87H211ZM217 90V89H216ZM215 90V91H216ZM232 90V89H231ZM230 90V91H231ZM2 91H1V93H2ZM138 91H139V89H138ZM138 91H135V92H138ZM152 91V90H151ZM165 91V90H164ZM167 91H168V89H167ZM171 91V90H170ZM177 91V90H176ZM178 91V92H179ZM214 91V92H215ZM233 91V90H232ZM72 92V91H71ZM123 92V91H122ZM150 92V91H149ZM148 92V93H149ZM169 92V91H168ZM182 92V90L180 91V93ZM188 92V91H187ZM187 92H185V93H187ZM190 92H192V91H190ZM195 92H197V90L195 91ZM211 92V91H210ZM209 92V93H210ZM235 92V91H234ZM249 92V91H248ZM74 93V92H73ZM126 93V92H125ZM144 93H146L145 91H144ZM143 93V94H144ZM148 93H146V94H148ZM152 93V92H151ZM162 93V92H161ZM165 93H166V91H165ZM165 93L163 94L164 95V97H167L166 98V101H167V99H168V96L170 97V98H172L171 96H175L174 94L173 95H167V96H165ZM171 93H173L172 91H171ZM194 93V92H193ZM192 93V94H193ZM76 94V95H77ZM114 94V95H115ZM129 94V93H128ZM133 94V93H132ZM145 94V95H146ZM183 94H184V92H183ZM188 94V93H187ZM187 94H184V95H187ZM203 94V93H202ZM200 95V97L199 98H202L203 97V95ZM211 94H212V92H211ZM215 94V93H214ZM52 95H53V93H52ZM120 95V94H119ZM130 95V94H129ZM162 95V94H161ZM180 95H182V93L180 94ZM179 95V97H181V99H183L184 100V97H182V96H180ZM189 95V94H188ZM199 95V94H198ZM213 95V94H212ZM54 96V95H53ZM74 96V95H73ZM121 96V95H120ZM120 96H118V97H120ZM141 96H143V97H145L144 95H141ZM147 96H149V95H147ZM146 96V97H147ZM152 96H154V95H152V94H150V97H152ZM177 96H178V93H177ZM176 96V97H177ZM195 96H196V93H195ZM195 96L193 95V98L195 99ZM202 96V97H201ZM208 95H206V97H207ZM210 96V95H209ZM220 96V95H219ZM55 97V96H54ZM105 97V96H104ZM117 97V98H118ZM124 97V96H123ZM126 97V96H125ZM140 97V96H139ZM158 97L160 98V96L158 95ZM157 97V99L156 100H158L159 98ZM187 97V96H186ZM205 97V98H206ZM212 97V96H211ZM56 98H58V97H56ZM129 99H130V97H128ZM149 98V97H148ZM153 98V97H152ZM156 98V97H155ZM163 100L165 99V98H163V97H161ZM160 98V100L161 101H163L162 99ZM174 98V97H173ZM191 98V97H190ZM219 98V97H218ZM223 98V97H222ZM237 98V97H236ZM240 97H238V99H239ZM115 99H116V97H114V101H115ZM124 99V98H123ZM131 99H133L134 100V98H132L131 97ZM142 99V98H141ZM176 99V98H175ZM181 99H177L178 101L179 100H181ZM187 99V98H186ZM189 99V98H188ZM186 100V101H191V99H189V100ZM197 99V98H196ZM209 99V98H208ZM225 98H223V100H224ZM97 100V99H96ZM100 100V99H99ZM120 100V99H119ZM132 100V101H133ZM136 100H137V98H136ZM146 100V99H145ZM148 100V99H147ZM149 100H151V98L149 99ZM148 100V101H149ZM170 100V99H169ZM168 100V101H169ZM172 100V99H171ZM216 100H217V98H216ZM216 100H213V101H216ZM226 101L227 100H231L230 98L229 99H225ZM224 100V101H225ZM241 100V99H240ZM245 100H247V99H245ZM60 101V100H59ZM118 101V100H117ZM116 101V102H117ZM126 101H128V100H126ZM159 101V100H158ZM157 101V102H158ZM165 101V102H166ZM173 101H175V100H173ZM177 101V102H178ZM182 101V100H181ZM190 101L189 102H181V103H178V105L174 102V104H176V106L175 107H173L172 109H170L169 108V112H173L172 113V116H173V114H175V112H180V111H182L181 113H183V111L184 110H188V111H190V113L192 112V111H194L193 113L194 114H196V112H197V109H200L201 108V110H204V109H202V106L200 105L201 104V100L200 101H198V102H200V104H198V105H194V104H192V103H190ZM196 101V100H195ZM205 101V100H204ZM211 101H212V99H211ZM212 101V102H213ZM224 101H222V102H220L219 101V103H224ZM100 102V101H99ZM107 102V101H106ZM119 102V101H118ZM122 101H120V103H121ZM124 102V101H123ZM122 102V103H123ZM137 102V101H136ZM146 102V101H145ZM145 102H143V103H145ZM149 102H152V101H149ZM153 102H154V100H153ZM160 102V101H159ZM164 102V101H163ZM165 102H164V104H165ZM194 102V101H193ZM202 102H203V100H202ZM208 102H209V100H208ZM212 102H210V103H212ZM218 102V101H217ZM124 103H127L128 104V102H124ZM169 103V102H168ZM205 103V102H204ZM105 104V103H104ZM106 104H108V103H106ZM119 104V103H118ZM133 104V103H132ZM135 104V103H134ZM158 103H156V108L155 109H157V111L156 112H160V111H162L161 110V105L160 104H158ZM164 104H162L163 106H164ZM170 104H173V103H170ZM113 105H114V103H113ZM113 105H112V103H110V105L108 106V108H107V110H106V112H113L114 111V108H113ZM117 105V104H116ZM160 105V106H159ZM167 105V104H166ZM165 105V106H166ZM206 104H204V106H205ZM209 105V104H208ZM217 106H218V104H216ZM258 105V104H257ZM68 106V107H67ZM134 106V105H133ZM141 106V105H140ZM139 106V108H140V110L141 109H143L144 111H146L148 108L147 107H145L146 108V110H145V108H141ZM142 106H144V105H142ZM147 106V105H146ZM207 106V105H206ZM205 106V107H206ZM213 105L211 104V106L210 107H212ZM226 106V105H225ZM225 106L224 105H222L221 107L222 108H225ZM241 106V105H240ZM246 106V105H245ZM104 107H106V106H104ZM167 107V106H166ZM171 107V106H170ZM208 107V106H207ZM220 107V106H219ZM242 107V106H241ZM240 107V108H241ZM253 107V106H252ZM257 107V106H256ZM134 108V107H133ZM138 108V109H139ZM212 108H215V107H212ZM228 108V107H227ZM227 108H225L226 110H228L229 111V108L227 109ZM232 108H234V107H232ZM231 108V109H232ZM242 108H244V107H242ZM255 108V107H254ZM151 109V108H150ZM149 109V110H150ZM209 109H211V108H209ZM216 109H218L217 107H216ZM224 109V110H225ZM230 109V110H231ZM236 109V108H235ZM248 109V108H247ZM71 110V109H70ZM135 110V109H134ZM140 110H139V112H140ZM154 109L152 108L150 111H153ZM201 110H199V111H201ZM214 110V109H213ZM223 110V111H224ZM252 110V109H251ZM254 110V109H253ZM196 111V112H195ZM207 111H208V109H207ZM211 110H209L208 112H210ZM219 111H222V110H219ZM231 111H233V109L231 110ZM137 112H138V110H137ZM141 112H143V111H141ZM140 112V113H141ZM203 112V111H202ZM205 112V111H204ZM215 112H217V111H215ZM230 112V111H229ZM236 112H237V110H236ZM247 112V111H246ZM68 113V112H67ZM74 113V112H73ZM162 113H164V112H162ZM161 113V114H162ZM187 113V112H186ZM190 113H187V114H190ZM193 113H191V114H193ZM198 113V112H197ZM69 114H70V112H69ZM139 114V113H138ZM142 114V113H141ZM149 114V117H150V113H147V115ZM152 114H153V112H152ZM166 114V113H165ZM171 114V113H170ZM186 114V115H187ZM192 115L194 118H195V116H198V115ZM202 114V113H201ZM201 114H200V116H201ZM29 115V114H28ZM28 115H26V116H28ZM71 115V114H70ZM100 115V114H99ZM111 115V114H110ZM109 115V116H110ZM133 115V114H132ZM159 115V114H158ZM183 115V114H182ZM203 115H204V113H203ZM72 116V115H71ZM114 116H116V115H114ZM138 116V115H137ZM146 116V115H145ZM162 116V115H161ZM165 116V115H164ZM168 116V115H167ZM167 116H165L164 118L165 119H167ZM178 116V114H176V117ZM189 116V115H188ZM31 117V116H30ZM84 117V116H83ZM117 117V116H116ZM135 117H136V115H135ZM205 117V116H204ZM203 116H202V118H204ZM207 117V116H206ZM27 118V117H26ZM115 118V117H114ZM118 118V117H117ZM133 118V117H132ZM141 118H142V116H141ZM140 117H139V119H141ZM155 118V117H154ZM199 118V117H198ZM75 119V118H74ZM135 119H137V118H133V121H135ZM147 120H148V118H146ZM156 119V118H155ZM169 119V118H168ZM191 119H193V118H191ZM206 119V118H205ZM204 119V120H205ZM138 120V119H137ZM142 120V119H141ZM147 120H146V122H147ZM151 120H153V119H151ZM150 120V122H151V124H153V122ZM157 120V119H156ZM155 120V121H156ZM161 121L162 120V117L161 118H159L158 119V121ZM172 120H173V118H172ZM203 120V119H202ZM222 120V119H221ZM32 121V120H31ZM63 121V120H62ZM75 121V120H74ZM98 121V120H97ZM176 121V120H175ZM200 121V120H199ZM93 122V121H92ZM103 122H104V124L106 125V126H108V129L107 130H109V131H107L108 133L111 131V125H112V119L110 118V117H107V118H105L104 120H103ZM139 122H141L142 123V121H138V124H139ZM169 122H170V120H169ZM206 122V121H205ZM209 122V121H208ZM101 123V122H100ZM132 123V122H131ZM137 123V122H136ZM140 123V124H141ZM148 123H149V121H148ZM171 123H173V122H171ZM189 123V122H188ZM29 124V123H28ZM76 124H78V123H76ZM139 124V125H140ZM182 124H184V121H183V123L181 122V124L180 125H182ZM208 124V123H207ZM30 125H33L32 124V122L30 123ZM80 125V124H79ZM115 125V124H114ZM143 125H145L144 123H143ZM142 125V126H143ZM177 125H178V123H177ZM241 125V124H240ZM29 126V125H28ZM63 126V125H62ZM82 126V125H81ZM145 126H147V124L145 125ZM185 126V125H184ZM206 126H208V125H206ZM258 126H260V125H258ZM263 126H264V124H263ZM263 126H261V127H263ZM57 127V126H56ZM101 127V126H100ZM139 127V126H138ZM156 127V126H155ZM171 127H173L172 126V124H171V126H170V128ZM183 127V126H182ZM260 127V128H261ZM30 128V127H29ZM68 128V127H67ZM67 128H65V129H67ZM104 128V127H103ZM152 128V127H151ZM163 128V127H162ZM169 128V129H170ZM174 128V127H173ZM172 128V129H173ZM176 128V127H175ZM180 129H181V127H179ZM238 128H239V126H238ZM72 129H73V127H72ZM89 129V128H88ZM258 129V128H257ZM16 130V129H15ZM133 130V129H132ZM149 130V129H148ZM177 130V129H176ZM176 130H174V132L176 131ZM179 130V129H178ZM201 131V134H202V138H196V140H193L192 139V141H194L195 143H202V142H204L205 141V136L206 135H208V133H209V131H204V129L203 128H200V126L199 127H194V128H189L188 126H186L185 127V133L187 134V135H189L190 134V132H193V131ZM237 130V129H236ZM255 130V129H254ZM260 130V129H259ZM263 129L261 128V131H262ZM28 131V130H27ZM75 131V130H74ZM113 131H115V130H113ZM155 131H157L158 132V130H156L155 129ZM171 131H173V130H171ZM241 131V130H240ZM239 131V132H240ZM256 131H258V130H256ZM256 131H253V132H256ZM260 131V132H261ZM264 131V130H263ZM12 132V131H11ZM13 132H14V130H13ZM29 132V131H28ZM27 132V133H28ZM87 132V131H86ZM85 132V133H86ZM99 132V131H98ZM116 132V131H115ZM132 132V131H131ZM150 132H151V130H150ZM173 132V133H174ZM235 132V131H234ZM248 132V131H247ZM260 132H258V133H260ZM30 133V132H29ZM28 133V134H29ZM33 133V132H32ZM97 133V131L95 132V134ZM176 133V132H175ZM221 133H224V132H221ZM227 133V132H226ZM244 133V132H243ZM246 133V132H245ZM244 133V134H245ZM252 133V132H251ZM258 133H256V134H258ZM37 134V135H36ZM93 134V133H92ZM95 134H94V137H96L95 136ZM123 134H125V133H123ZM136 134V133H135ZM161 134V133H160ZM162 134H163V132H162ZM167 135L165 136V133H164V136L163 135H161V137H163L162 138V142L164 143V142H166L165 144H167V141L169 142H175V138H177L176 136H178V135H176V136H173V135H171V134H168V133H166ZM176 134H179V133H176ZM180 134H182V133H180ZM247 134V133H246ZM249 134V133H248ZM255 133H253V134H250V136L251 137H253V135H254ZM11 135H12V133H11ZM99 135V134H98ZM110 135V134H109ZM152 134L150 133V136H151ZM168 135H170V136H168ZM185 135V134H184ZM14 136V135H13ZM32 136V135H31ZM35 136V137H34ZM90 136V135H89ZM106 136H108V135H106ZM132 136V135H131ZM154 136H155V134H154ZM160 136V135H159ZM227 136H229V135H227ZM249 136V137H250ZM28 137V136H27ZM85 137V136H84ZM129 137V136H128ZM133 137V136H132ZM188 137H190V135L188 136ZM249 137H247V138H249ZM154 138V137H153ZM153 138H151L150 137V140H152L153 141ZM178 138H179V136H178ZM181 138H184L185 139V136H183V137H181ZM191 138V137H190ZM190 138H188V140H190ZM247 138H245V140L247 139ZM253 138H256L255 136L253 137ZM264 138V137H263ZM262 138V139H263ZM128 139V138H127ZM142 139V138H141ZM211 139V138H210ZM27 140L29 141V139L27 138ZM126 140V139H125ZM133 140H135V139H133ZM161 141V139H160V137L157 139V141ZM178 140V139H177ZM182 140V139H181ZM229 140V139H228ZM241 140V139H240ZM249 140H250V138H249ZM30 141H32V140H30ZM50 141V140H49ZM55 141V140H54ZM79 141V140H78ZM88 141V140H87ZM93 141H95V140H93ZM92 141V142H93ZM105 141V140H104ZM115 141V140H114ZM154 141H156V137L154 138ZM247 141H248V139H247ZM252 141H253V139H252ZM27 141H25V143H26ZM136 142V141H135ZM138 142V141H137ZM177 142V141H176ZM209 142V141H208ZM213 142H215V141H213ZM262 142H263V140H262ZM19 143L21 144V142L19 141ZM52 143V142H51ZM79 143V142H78ZM94 143V142H93ZM96 143V142H95ZM102 143V142H101ZM113 143H115V142H113ZM141 143V142H140ZM151 144H152V142H150ZM156 143V142H155ZM189 143V142H188ZM251 143V142H250ZM91 144V143H90ZM98 144V143H97ZM139 144V143H138ZM145 144V143H144ZM143 144V145H144ZM151 144H150V146H151ZM157 144H159V142L157 143ZM179 144V143H178ZM193 144V143H192ZM208 144V143H207ZM210 144V143H209ZM247 144H249V141H248V143ZM14 145H16V144H14ZM94 145V144H93ZM111 145V144H110ZM154 145V144H153ZM170 145H171V143H170ZM18 146V145H17ZM24 146V145H23ZM47 146H48V144H47ZM69 146V145H68ZM67 146V147H68ZM79 146V145H78ZM89 146V145H88ZM92 146V145H91ZM107 146V145H106ZM142 146V145H141ZM161 146V145H160ZM173 146V145H172ZM178 146V145H177ZM36 147V146H35ZM83 147V146H82ZM90 147V146H89ZM143 147V146H142ZM142 147H141V149H142ZM64 148V147H63ZM148 148H150V147H148ZM160 148V147H159ZM161 148H163V147H161ZM170 148V147H169ZM175 147H173V149H174ZM73 149V148H72ZM77 149V148H76ZM85 149V148H84ZM83 149V150H84ZM88 149L89 148H87L86 150H87V152H88ZM153 149V148H152ZM165 149V148H164ZM194 149V148H193ZM52 150V149H51ZM79 150V149H78ZM129 150V149H128ZM149 150V149H148ZM159 150V149H158ZM157 150V151H158ZM162 150V149H161ZM179 150V149H178ZM63 151V150H62ZM80 151V150H79ZM91 151V150H90ZM116 151H117V149H116ZM152 151H154V150H151L150 151V153L152 152ZM165 151V150H164ZM168 151V150H167ZM171 151H172V148H171ZM170 151V152H171ZM177 151V150H176ZM84 152H85V150H84ZM246 152H248L247 151V149H246ZM67 153V152H66ZM73 153V152H72ZM79 153V152H78ZM89 153V152H88ZM155 153V152H154ZM158 153V152H157ZM157 153H156V156H157ZM163 153V152H162ZM162 153H160V154H162ZM185 153V152H184ZM183 153V154H184ZM77 154V153H76ZM84 154V153H83ZM82 154V155H83ZM86 154V153H85ZM91 154V153H90ZM152 154V153H151ZM165 154V153H164ZM167 154H170L169 152H167ZM166 154V155H167ZM244 154V153H243ZM246 155H247V153H245ZM105 155V154H104ZM163 155V154H162ZM173 155H179V154H175V150H174V154ZM172 155V156H173ZM250 155V154H249ZM12 156V157H11ZM75 156V157H76ZM155 156V157H156ZM245 156V155H244ZM75 157H73V158H75ZM102 157H104V156H102ZM106 157V156H105ZM159 157V156H158ZM250 157V156H249ZM71 158V157H70ZM70 158L68 159V160H70ZM162 158V157H161ZM160 158V159H161ZM244 159V158H243ZM19 160V161H18ZM36 160H41V162L43 161L44 162V164L47 162L49 165L48 166H44V165H42L43 163H41V165H38L37 164V162H36ZM72 160V159H71ZM248 160V159H247ZM20 161H22V162H24V163H26V164H23V165H21V167H23L24 166V168H22V171L20 172V168H19V162ZM119 161H121V160H119ZM249 161V160H248ZM2 162H0V163H2ZM21 163V162H20ZM40 163V162H39ZM245 163V162H244ZM22 164V163H21ZM246 164V163H245ZM244 164V165H245ZM26 165V166H25ZM47 165V164H46ZM4 167V166H3ZM92 169H96L98 172L96 173V170H95V173H93L92 175H87ZM115 169V168H114ZM4 170V169H3ZM9 171V170H8ZM6 172H7V170H6ZM5 172V173H6ZM34 174H36V176L38 177L37 179H33V175ZM55 174V175H54ZM5 176V175H4ZM18 177V178H17ZM17 178V179H16ZM105 180V179H104ZM11 183V182H10ZM12 184V183H11ZM95 185H97V186H95ZM10 186V185H9ZM16 186V185H15ZM94 186L95 187H98V189H99V192H98V189L96 188V190H94ZM114 187H116V185L114 186ZM13 188H15L14 186H13ZM8 189V188H7ZM16 189V190H17ZM13 190H15V189H13ZM18 190V191H19ZM107 190V189H106ZM12 192V191H11ZM10 192V194H12ZM98 192V193H97ZM103 192V191H102ZM9 193V192H8ZM105 193V192H104ZM115 193V192H114ZM113 193V194H114ZM18 194V193H17ZM5 195H6V193H5ZM13 195V194H12ZM11 195V196H12ZM101 195V194H100ZM103 195V194H102ZM101 195V196H102ZM9 196V195H8ZM246 196H248V194L246 193ZM5 197V196H4ZM14 197V196H13ZM16 197H18V196H16ZM91 197V196H90ZM98 197H99V195H98ZM103 197V196H102ZM101 197V198H102ZM249 198L251 197V200H252V195H249L248 196ZM19 198V197H18ZM1 199H2V197H1ZM11 199H13V198H11ZM92 199V198H91ZM102 200V199H101ZM100 200V201H101ZM104 200V199H103ZM250 200V199H249ZM249 200H247V203L249 202ZM250 200V201H251ZM4 201V200H3ZM14 201V200H13ZM21 201V200H20ZM95 201V200H94ZM111 201V200H110ZM8 202V201H7ZM7 202H5V203H7ZM96 202V201H95ZM98 202V204H100V202H99V200L97 201ZM105 202V201H104ZM9 203H10V201H9ZM11 203H13V202H11ZM15 203H17V202H15ZM88 203H90V200H89V202ZM87 203V204H88ZM91 203H94L93 201L91 202ZM109 203V202H108ZM3 204V203H2ZM8 204V203H7ZM6 204V205H7ZM95 204V203H94ZM93 204V205H94ZM11 205V204H10ZM27 205V206H26ZM97 205V204H96ZM96 205H94V206H96ZM102 205V204H101ZM101 205H97V206H101ZM105 205V203L103 204V206ZM249 205V204H248ZM248 205H246V206H248ZM251 205V204H250ZM249 205V206H250ZM15 206H16V204H15ZM26 206V207H25ZM82 206V207H81ZM93 206V211H95L94 210V207ZM109 206V205H108ZM5 207V206H4ZM17 207H18V205H17ZM16 207V208H17ZM254 207V206H253ZM9 208V207H8ZM43 208V207H42ZM41 208V209H42ZM73 208V207H72ZM86 208V207H85ZM92 208V207H91ZM104 208V207H103ZM251 208V207H250ZM257 208V207H256ZM51 209V208H50ZM71 209V208H70ZM73 209H75V208H73ZM97 209H100V207L99 208H97ZM253 209V208H252ZM11 210V209H10ZM38 210V209H37ZM255 210V209H254ZM257 210V209H256ZM45 211H48V209L47 210H45ZM72 211V210H71ZM76 211L74 210V212L76 213ZM83 211H85V210H83ZM92 212L91 210H88V212ZM249 211V210H248ZM252 211V210H251ZM38 212V211H37ZM44 212V211H43ZM111 212V214L113 213L112 211H109V213ZM253 212V211H252ZM255 212V211H254ZM48 213V212H47ZM46 213V214H47ZM78 213H82L81 211L80 212H78ZM109 213H107L108 215H109ZM249 213V212H248ZM251 213V212H250ZM40 214H41V212H40ZM52 214V213H51ZM84 214V213H83ZM89 214V213H88ZM254 214H256V213H254ZM7 215V214H6ZM29 215V214H28ZM5 216V215H4ZM30 216V215H29ZM48 216H50V214L48 215ZM81 217L79 218L78 216H76V220H77V217H78V221L80 222L81 220H82V214L80 215ZM85 216H86V214H84V217L83 218H85ZM97 216V215H96ZM95 216V217H96ZM112 216V215H111ZM111 216H109L111 219H112V217ZM254 216V215H253ZM257 216V215H256ZM46 216H44V218H45ZM1 218H3L2 216L0 217V220H1ZM64 218H65V220H64ZM4 219H6V221H7V218L5 217ZM3 220V219H2ZM63 220V221H62ZM85 220H86V218H85ZM93 220V219H92ZM261 220V219H260ZM4 221V220H3ZM70 221V220H69ZM77 221V224H79V222ZM91 221V220H90ZM109 221H110V219H109ZM192 221V220H191ZM195 221V220H194ZM200 221V220H199ZM198 221V222H199ZM1 222V221H0ZM22 222V221H21ZM82 222H84L83 220H82ZM173 222H175V221H173ZM177 222V221H176ZM179 222H181V221H179ZM185 222H187V221H185ZM260 222V221H259ZM110 223V222H109ZM183 223V222H182ZM2 224V223H1ZM18 224V223H17ZM17 224H15L14 223V225H17ZM84 224V223H83ZM174 224V223H173ZM191 224V223H190ZM175 225H176V223H175ZM188 225V224H187ZM195 225V224H194ZM2 226H3V224H2ZM18 226V225H17ZM80 226V225H79ZM108 226V225H107ZM83 227V226H82ZM96 227V226H95ZM109 227V226H108ZM107 227V228H108ZM190 227V226H189ZM17 228V227H16ZM20 228V227H19ZM58 228V229H57ZM84 228V227H83ZM83 228H81V229H83ZM81 229H80V231H81ZM91 229V228H90ZM2 230V229H1ZM1 230H0V234L1 233H3V232H1ZM18 230V229H17ZM86 229L84 228V230L83 231H85ZM193 230V229H192ZM241 230V229H240ZM239 230V231H240ZM77 231H78V229H77ZM91 232V231H90ZM192 232H194V231H192ZM196 232V231H195ZM216 232V231H215ZM232 232V231H231ZM230 232V233H231ZM245 232V231H244ZM14 234H15V232H13ZM112 233V232H111ZM206 233H207V231H206ZM224 233V232H223ZM234 234H235V232H233ZM238 233V232H237ZM242 233H243V231H242ZM22 234V233H21ZM80 234V233H79ZM78 234V235H79ZM87 234V233H86ZM202 234V233H201ZM226 234V233H225ZM232 234V233H231ZM231 234H230V236H231ZM16 235V234H15ZM20 235V234H19ZM187 235V234H186ZM205 235V234H204ZM204 235H202L203 237H206V235L204 236ZM220 235V234H219ZM222 235V234H221ZM238 235H239V233H238ZM22 236V235H21ZM39 236V235H38ZM188 236V235H187ZM194 236V235H193ZM211 236V235H210ZM214 236H215V234H214ZM41 237V236H40ZM39 237V238H40ZM47 237V238H48ZM75 237V236H74ZM79 237V236H78ZM88 237H90V236H88ZM110 237V236H109ZM184 237V236H183ZM186 237V236H185ZM216 237V236H215ZM18 238V237H17ZM92 238V237H91ZM182 238V237H181ZM187 238H189V237H187ZM192 238V237H191ZM190 238V239H191ZM202 238V237H201ZM200 238V239H201ZM233 238V237H232ZM244 238H245V236H244ZM2 239V238H1ZM0 239V240H1ZM35 239V238H34ZM45 239H46V237H45ZM53 239V238H52ZM75 239V238H74ZM83 239H87V238H83ZM193 239V238H192ZM195 239V238H194ZM210 239H211V237H210ZM248 239V238H247ZM3 240V239H2ZM1 240V241H2ZM5 240H3V241H5ZM36 240V239H35ZM44 240V239H43ZM264 240V239H263ZM1 242V244L2 243H4V242ZM15 241V240H14ZM18 241V240H17ZM20 241V240H19ZM18 241V242H19ZM22 241V240H21ZM53 241V240H52ZM59 241V240H58ZM65 241V240H64ZM75 241V240H74ZM73 241V242H74ZM81 241H82V238H81ZM185 241H186V239H185ZM185 241H183V242H185ZM192 241V240H191ZM35 242V241H34ZM37 242V241H36ZM39 242H41V240L39 239ZM53 242H55V241H53ZM52 242V243H53ZM67 242V241H66ZM71 242H72V240H71ZM83 242V241H82ZM195 242H201L200 240H199V238L198 239H196V241ZM208 242V241H207ZM206 242V243H207ZM225 242H227V241H225ZM250 242V241H249ZM261 242V241H260ZM15 243V242H14ZM20 243V242H19ZM42 243H46V242H42ZM42 243H40V244H42ZM59 243V242H58ZM64 242H62V247H63V244ZM75 244L77 243V242H74ZM181 243V242H180ZM221 243V242H220ZM5 244V243H4ZM8 244V243H7ZM6 244V245H7ZM16 244V243H15ZM73 244V243H72ZM83 244V243H82ZM82 244H81V246H82ZM259 244V243H258ZM52 245V244H51ZM66 245H67V243H66ZM182 245V244H181ZM204 245V244H203ZM203 245H200V246H203ZM217 245V244H216ZM252 245V244H251ZM10 247H11V245H9ZM15 246H17V245H15ZM60 246V245H59ZM188 246H190V245H188ZM213 246V245H212ZM218 246V245H217ZM220 246H221V244H220ZM229 246H232V245H229ZM228 246V248H230ZM7 247V246H6ZM13 247V246H12ZM70 247H72V245L70 244ZM180 247H182V246H180ZM191 247H192V245H191ZM193 247H195V246H193ZM192 247V248H193ZM219 247V246H218ZM262 247L264 248V246L262 245ZM9 248V247H8ZM53 248H55V247H53ZM73 248V247H72ZM183 248V247H182ZM197 248V247H196ZM209 248H210V246L208 247V250H209ZM1 249V248H0ZM69 249V248H68ZM77 249H79V248H77ZM82 249V248H81ZM95 248H93V250H94ZM100 249V248H99ZM181 249V248H180ZM215 249V250H214ZM213 250L214 251H216V247L214 248ZM220 249V248H219ZM221 249H222V247H221ZM224 249V252L226 251L225 250V248H223ZM222 249V250H223ZM248 249V248H247ZM4 250V249H3ZM50 250V249H49ZM57 251H58V249H56ZM184 250V249H183ZM183 250H182V252H183ZM208 250H206L207 251V253H208ZM213 250H210V251H213ZM233 250H236V249H233ZM251 250V249H250ZM51 251V250H50ZM70 251V250H69ZM79 251H80V249H79ZM186 251H187V249H186ZM206 251H205V253H206ZM4 252H6V251H4ZM52 252H53V250H52ZM68 252V251H67ZM185 252V251H184ZM217 252V251H216ZM58 253V252H57ZM70 253V252H69ZM68 253V254H69ZM79 253V252H78ZM85 253H86V251H85ZM209 253H211V252H209ZM219 255H220V250H219ZM222 253H223V251H222ZM226 253H228V252H226ZM233 253V252H232ZM1 254H2V252H1ZM48 254V253H47ZM73 254V253H72ZM77 254V253H76ZM81 254V253H80ZM79 254V255H80ZM203 254V253H202ZM201 254V255H202ZM225 253H223V255H224ZM53 255V254H52ZM74 255V254H73ZM78 255V256H79ZM82 255V254H81ZM87 255V254H86ZM174 255V254H173ZM208 255V254H207ZM214 255V254H213ZM218 255V254H217ZM226 255V254H225ZM224 255V256H225ZM64 256V255H63ZM85 256V255H84ZM197 256H199V254L197 255ZM209 256V255H208ZM215 256V255H214ZM229 256H230V254H229ZM65 257V256H64ZM63 257V258H64ZM67 257V256H66ZM65 257V258H66ZM71 256L69 255V258H70ZM73 257V256H72ZM71 257V258H72ZM200 257V256H199ZM81 258V257H80ZM196 258V257H195ZM194 258V259H195ZM198 258V257H197ZM229 258V257H228ZM206 259V258H205ZM64 260V259H63ZM69 260H71V259H68V261ZM175 260V259H174ZM185 260V259H184ZM188 260H190L191 261V259L190 258H188ZM87 261V260H86ZM208 261V260H207ZM66 262V261H65ZM80 262H82V261H80ZM73 263V262H72ZM78 263H79V261H78ZM84 263V262H83ZM89 263H91V262H89ZM190 263V262H189ZM88 264V263H87ZM107 264V263H106ZM179 264H180V262H179Z\"/></svg>",
    "mask_w": 264,
    "mask_h": 264
},
{
    "label": "clouds",
    "instance_id": "obj_3",
    "mask_svg": "<svg viewBox=\"0 0 264 264\" xmlns=\"http://www.w3.org/2000/svg\"><path fill=\"white\" fill-rule=\"evenodd\" d=\"M129 16L131 17L126 23H124L120 31L130 41L147 43L153 38L155 28L158 22L163 18L149 9L137 12L136 9L129 10Z\"/></svg>",
    "mask_w": 264,
    "mask_h": 264
}]
</instances>
